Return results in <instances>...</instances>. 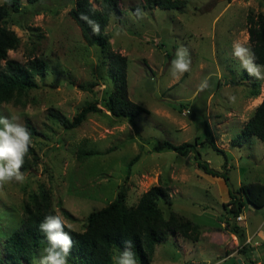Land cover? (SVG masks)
Listing matches in <instances>:
<instances>
[{
	"label": "rangeland",
	"instance_id": "374dc122",
	"mask_svg": "<svg viewBox=\"0 0 264 264\" xmlns=\"http://www.w3.org/2000/svg\"><path fill=\"white\" fill-rule=\"evenodd\" d=\"M90 1L101 7V0ZM118 1L120 13L110 17L104 31L108 50L127 59L128 98L145 109L132 122L111 116L103 106L111 89L107 51L84 41L68 14L74 0H21L20 12L7 18L6 26L19 39L7 57L20 63L42 58L46 72L34 77L35 88L0 102V114L20 115L36 131L35 156L29 155L22 168L25 181L0 186V264H35L43 247L29 261L16 263L3 244L21 224L24 204H41L43 193L65 225L81 231L87 214L113 200L120 188L125 204L133 205L156 184L168 188L158 202L162 216L188 219L200 233L197 242L168 234L154 246L150 264H264V205L246 203L241 220L224 206L228 188L264 183V142L254 135L235 141L262 99L264 79L250 76L232 54L233 42L250 47L247 15H264V0H185L177 9L143 8L144 0ZM181 45L190 52L191 70L176 79L171 60ZM205 78L210 87L201 91ZM253 82L257 96L251 95ZM230 94L235 103L229 102ZM92 101L101 111L76 128L66 129L49 116L51 109L71 119ZM204 122L227 155V184L198 168L193 153L179 155L160 147L163 141L177 145L202 139ZM196 149L210 168L223 170L224 156L208 143ZM83 151L94 154L83 156ZM226 222L236 224L242 236L231 233ZM116 255L114 249L112 264ZM73 258L69 264H86Z\"/></svg>",
	"mask_w": 264,
	"mask_h": 264
},
{
	"label": "trees",
	"instance_id": "16d2710c",
	"mask_svg": "<svg viewBox=\"0 0 264 264\" xmlns=\"http://www.w3.org/2000/svg\"><path fill=\"white\" fill-rule=\"evenodd\" d=\"M25 1L33 4L38 0ZM184 3L185 0H144L143 8L177 9L183 7ZM21 6V0H2L0 4V61H4L0 68V102L8 101L13 94L21 95L35 88L34 77L42 76L46 72V62L42 58L34 57L26 63H20L7 57V52L15 49L19 43L14 31L6 26L7 18L10 14L19 13ZM81 13L99 22L101 26L99 34H93L89 25L79 19ZM118 13H120L118 0H101L100 8L94 7L90 0H74L73 6L68 11L69 16L79 27L86 44L96 45L101 51H107L111 89L102 99L104 108L111 116L132 122L145 109L128 98L127 59L124 55L108 50V36L104 31L110 17ZM247 33L250 48L255 53L256 63L264 64V15L261 12L247 15ZM253 84L255 87L251 90V95L257 96L259 88L256 87L257 83L253 82ZM17 98L18 96H16L18 101ZM97 104V101L85 103L71 119H66L51 109L49 116L64 128L73 129L78 127L89 114L101 111V107ZM26 126L32 134L36 132L29 122H26ZM203 126L205 134L200 140H198L199 137H195L192 143L186 141L177 145L163 141L160 147L179 155L193 153L198 168L206 174L220 177L227 184V155L216 145L206 122ZM251 135L264 142V94L237 134L235 141L241 143ZM203 143H208L213 150L224 156L222 171L210 168L208 163L201 159L196 145ZM93 154L89 151L82 152L83 156ZM29 155L35 156L32 147L25 158L24 166L29 163ZM136 159L137 156H134L129 161L128 168ZM227 194L228 198L224 206L228 207L234 217L241 213L246 203L254 207L264 205V183L262 182L242 184L237 189L228 188ZM167 195V186L156 184L141 193L135 204L126 205L125 190L120 188L113 200L87 214L83 230L76 231L65 225V230L72 234L75 242L70 258L77 257L86 264H112L114 249L118 247L122 249L123 241L132 239L138 264H150L154 246L164 241L168 234H180L190 242H197L200 231L196 224L173 213L167 218L162 216L158 202L165 199ZM42 197L41 204L37 201L24 204L21 224L4 240L5 253L16 263L23 260L29 261L40 246L43 248L47 246V241L38 226L46 215L56 213L50 209L49 197L45 193ZM226 225L231 233L237 237L242 236V230L236 224L230 226V223L226 222Z\"/></svg>",
	"mask_w": 264,
	"mask_h": 264
},
{
	"label": "clouds",
	"instance_id": "9594fccd",
	"mask_svg": "<svg viewBox=\"0 0 264 264\" xmlns=\"http://www.w3.org/2000/svg\"><path fill=\"white\" fill-rule=\"evenodd\" d=\"M79 19L92 29L93 34H99V22L81 13ZM233 56L241 61V67L252 77L264 79V64H257L255 53L249 46L233 42ZM191 70V56L188 48L179 46L171 60V75L179 79ZM210 87L205 78L199 85L201 91ZM230 103L236 102L235 95H229ZM32 133L22 122L20 115L0 114V186L6 183H23L26 179L22 168L25 158L32 146ZM39 231L43 233L47 246L40 250L35 264H69L74 240L72 234L65 230V222L61 215L49 214L39 223ZM132 239L123 241V248L117 249L115 264H137V254L133 251Z\"/></svg>",
	"mask_w": 264,
	"mask_h": 264
},
{
	"label": "built area",
	"instance_id": "2783aa9c",
	"mask_svg": "<svg viewBox=\"0 0 264 264\" xmlns=\"http://www.w3.org/2000/svg\"><path fill=\"white\" fill-rule=\"evenodd\" d=\"M236 218H237L238 220H241V219H242V215L239 214L238 216H236ZM255 264H260V263H259V262H256Z\"/></svg>",
	"mask_w": 264,
	"mask_h": 264
},
{
	"label": "crops",
	"instance_id": "0c3cea01",
	"mask_svg": "<svg viewBox=\"0 0 264 264\" xmlns=\"http://www.w3.org/2000/svg\"><path fill=\"white\" fill-rule=\"evenodd\" d=\"M260 103V102H259ZM231 255V254H230Z\"/></svg>",
	"mask_w": 264,
	"mask_h": 264
}]
</instances>
